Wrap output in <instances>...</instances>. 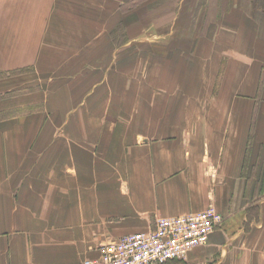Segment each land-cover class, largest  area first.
<instances>
[{"label": "crops", "instance_id": "crops-1", "mask_svg": "<svg viewBox=\"0 0 264 264\" xmlns=\"http://www.w3.org/2000/svg\"><path fill=\"white\" fill-rule=\"evenodd\" d=\"M136 1L0 0V264H81L208 205L221 227L170 264H264V0ZM23 80L62 106L22 119L3 90Z\"/></svg>", "mask_w": 264, "mask_h": 264}, {"label": "built area", "instance_id": "built-area-1", "mask_svg": "<svg viewBox=\"0 0 264 264\" xmlns=\"http://www.w3.org/2000/svg\"><path fill=\"white\" fill-rule=\"evenodd\" d=\"M223 218L213 205L176 217H159L145 232L124 235L94 248L95 257L81 264H170L207 245Z\"/></svg>", "mask_w": 264, "mask_h": 264}, {"label": "rangeland", "instance_id": "rangeland-1", "mask_svg": "<svg viewBox=\"0 0 264 264\" xmlns=\"http://www.w3.org/2000/svg\"><path fill=\"white\" fill-rule=\"evenodd\" d=\"M117 77H139L140 76V69H132V70H127V72H124V70H117L116 73ZM62 86L61 84H53V83H39L36 81L29 82L27 80H23L20 85L15 87V89L11 88H6L3 90L4 97L6 99V103L10 101V104H15L16 107H18V111L21 114V118L23 119V115L27 114L28 112L31 111H44L50 110L53 108H57L62 106L61 101H56L52 99V97L60 96V93H54L57 89H60ZM89 87V86H86ZM91 87V86H90ZM116 95L114 96L116 100V106H112V108L116 109L119 112V109L123 110L122 108L126 109V111L129 112H138L140 114L142 107L141 100L144 101L146 98V94L142 91V86L141 85H135V86H130V85H121L117 84L116 86ZM133 88L132 94L126 93V89L128 88ZM114 93V94H115ZM58 94V95H55ZM3 96V95H2ZM15 100H13V97ZM149 94L148 97L149 98ZM118 115V113H117ZM11 112H8L6 110L5 113V118L10 119ZM125 119V116L122 117H117L116 123L119 122L122 119ZM56 118H50L52 122L55 121ZM115 123V124H116ZM34 135V140H44L47 141L49 140V137L54 136V137H61L62 133H48V134H43V133H37L33 134ZM36 137V138H35ZM38 137V138H37ZM75 140V138H73ZM247 161V159H246ZM248 168L247 163L245 164L244 171L246 172ZM251 174H253L251 172ZM253 182L248 183V188H252ZM255 187L256 189H261V195L264 196V178L260 182H255ZM257 191V190H256ZM105 190H102V193H105ZM260 195V196H261ZM256 198L253 197V199ZM259 198V196H258ZM256 213V210L255 212ZM253 213V214H254ZM104 216H102L103 219ZM108 217H113L114 219H120V215L118 214H111ZM107 217V219H108ZM103 222V221H102ZM91 223V222H90ZM111 232V231H110ZM109 231L106 229L101 230V239L102 241L106 239H112L114 236L109 237L108 236ZM116 239V238H115ZM115 241V240H114ZM260 244L261 248L264 249V236H261L260 238Z\"/></svg>", "mask_w": 264, "mask_h": 264}, {"label": "trees", "instance_id": "trees-1", "mask_svg": "<svg viewBox=\"0 0 264 264\" xmlns=\"http://www.w3.org/2000/svg\"><path fill=\"white\" fill-rule=\"evenodd\" d=\"M144 1H146V0H137L136 1V4L141 3V2H144Z\"/></svg>", "mask_w": 264, "mask_h": 264}]
</instances>
